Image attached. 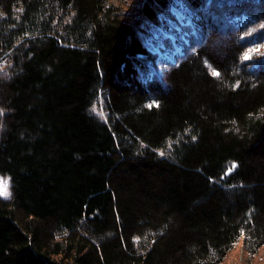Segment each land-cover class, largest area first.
<instances>
[{"label": "trees", "instance_id": "obj_1", "mask_svg": "<svg viewBox=\"0 0 264 264\" xmlns=\"http://www.w3.org/2000/svg\"><path fill=\"white\" fill-rule=\"evenodd\" d=\"M181 1L197 23L170 60L142 35L176 0H0V264H222L264 245V61L244 59L264 0Z\"/></svg>", "mask_w": 264, "mask_h": 264}, {"label": "rangeland", "instance_id": "obj_2", "mask_svg": "<svg viewBox=\"0 0 264 264\" xmlns=\"http://www.w3.org/2000/svg\"><path fill=\"white\" fill-rule=\"evenodd\" d=\"M125 4V11H131L132 8L130 6H138L141 0H124ZM133 7V8H134ZM236 9L240 8L239 5L234 6ZM131 8V9H130ZM172 12L177 17L176 20L170 17L169 12L165 11L161 14V19L158 23L150 25L149 30L143 33V37L146 40L148 47L158 52L160 57H165L167 59L173 60V57L176 52L180 51L181 47L176 44L177 33L180 31V24L191 25L193 27L196 24V18L193 13L189 12L181 0H176V5L172 7ZM185 17V18H184ZM262 29V28H261ZM259 29V31H261ZM183 36V34H182ZM186 37V35L184 34ZM184 37L185 41L186 38ZM169 38L172 50H168L165 46V41ZM251 59L252 55L259 56L258 60L264 61V35L260 43L254 41L253 45H250L247 54ZM4 60H0V70L2 71ZM153 71V70H152ZM90 113L99 118L100 120H107L108 112L106 110V104L104 102L103 96H98L96 100L93 102ZM4 180L8 181L6 177L0 176ZM2 198H9L10 197V185L8 181V195L7 196H0ZM242 240H240L233 249H231L222 264H264V245L257 250L254 255L249 254L247 250H245L244 246L242 245Z\"/></svg>", "mask_w": 264, "mask_h": 264}, {"label": "snow or ice", "instance_id": "obj_3", "mask_svg": "<svg viewBox=\"0 0 264 264\" xmlns=\"http://www.w3.org/2000/svg\"><path fill=\"white\" fill-rule=\"evenodd\" d=\"M264 27V26H262ZM249 57L245 55L244 59H248ZM213 75H219V73L213 72ZM235 167V165H233ZM8 195V181L0 178V196H7Z\"/></svg>", "mask_w": 264, "mask_h": 264}]
</instances>
